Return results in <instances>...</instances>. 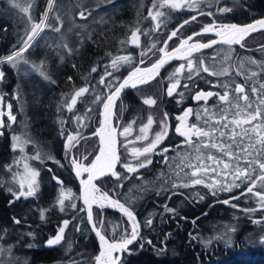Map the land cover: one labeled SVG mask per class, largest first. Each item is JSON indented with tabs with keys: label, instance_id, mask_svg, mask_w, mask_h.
Masks as SVG:
<instances>
[{
	"label": "trees",
	"instance_id": "trees-1",
	"mask_svg": "<svg viewBox=\"0 0 264 264\" xmlns=\"http://www.w3.org/2000/svg\"><path fill=\"white\" fill-rule=\"evenodd\" d=\"M259 1H261V5L254 2L253 0H245V2L241 1L247 11V18H245L244 21L252 20V18L264 14V0ZM138 2L139 0H55V6L53 11L49 14L48 23L52 24V26L54 25L52 27L53 29L59 28L60 31L57 32L52 29H45L41 33L40 37H38L34 42V46L31 47L30 50L26 53V58L30 64L35 63L36 65H39L41 64V62H44V70L46 71L50 79H45L40 74H32L35 79L26 80L24 77H21L20 74L16 76L14 67L10 66L7 63L0 64V69L4 73L3 79L0 80V96L3 97V100L0 101V103H4L5 101H7L6 104H8V102H11L15 107L18 105L19 108L18 106L16 108L22 109L20 110L21 117H23V105L25 104L21 102L31 101L33 105L28 106L29 108L26 109L23 114L25 115V117H27L28 121H35L34 123L31 122V128H29V130L32 131V134L39 138V140H41L40 143L44 145L43 149L49 152L48 158L46 159V167H48L50 171H48V169H43V171L41 172V182L39 181L40 186L36 193L40 197L38 198V203H45V201L51 202L53 198L52 195L50 197L49 194H47L48 188H50V186L45 183V181H47L46 176H48V172H56L57 176L59 175L60 177H64L67 173L71 175V172L69 171V161L67 158L68 151L66 155L60 156L55 147V142L56 146L62 147L63 142L61 140H56V137L61 136L62 133L66 131V129H63V132L60 131V129H55V132H53L54 136H52V134L50 136L41 130L42 127H44V124L48 122L49 125L52 126L55 121L58 122V126L61 124L66 126V128H71L69 123H67V118L70 117L67 116L71 111L67 110L65 102H70L71 95H73L79 88L85 87L87 85L90 88L94 86V91H89L82 99H80V101L75 106V111L82 112L87 106L89 109H93V111L95 112L92 113L94 117L93 121L89 122L88 119L86 120V118H84L83 124H78V126L83 127L84 125H86V123H88V130L94 128L95 124L97 123L98 117L96 111L99 107V103L101 102L96 101V96L101 95L102 97H104V94L106 93L105 87H103L104 85H101L99 81L101 76L104 75L106 69L108 71H112V69L110 68L111 59L115 56L121 55L132 56L131 63L123 64L120 67L119 71H116L114 73L115 77L119 80L125 73L126 69L134 66L135 63L138 62V60L146 58V56L142 57L141 55L143 51L151 48L153 44H156V46L159 45L163 41V37L168 31H170V29L176 24V22L182 20L184 16H187V14L190 13L185 12L182 15L177 14V11L172 12V14L170 15V23H167L165 28H162L161 26V30H155V28L152 27L150 20L145 19L144 17L145 11L149 7L148 2L153 3L152 0H144L142 8L138 7ZM47 4L48 0H34L31 15L35 22H37L40 17H42L43 13L45 12V8H47ZM228 4L229 3H226L225 5H222L221 3L216 4L215 0H212V3L209 4L211 5V7L204 10V12L206 13V11L208 10L211 11L216 5L218 7L227 8ZM236 8L240 9L243 7L240 6ZM81 12L84 13L83 18H81L80 16ZM173 15L175 16L173 17ZM57 16L59 17V19H56ZM141 17H144V20H142ZM202 17L206 18L208 16L204 15ZM201 25H203V22H201L198 17L195 21H192L189 24L185 25L184 30H182L181 28L179 31V35H186L189 32L196 31L201 28ZM26 28L28 31L31 30L27 15L20 13L19 9L14 8L10 0H0V57L11 54L12 51L16 50V48L20 46L21 37L25 35ZM137 28L143 30L147 34L142 35L143 37L140 36V39L142 37L140 46L132 48L128 44L127 39L131 31ZM253 36L256 35L253 34ZM176 40L177 37H174L172 40H170L168 42V48L171 47ZM122 41L124 43H121ZM64 45H67V47H64ZM145 47L148 48L145 49ZM217 47L219 46H212V48H210L209 50L201 51L200 56L205 54L207 55L208 52L215 49H221L218 50L220 51V55H217V57L220 58V61L222 60L221 63H229L225 61L226 56H230L231 63L232 58L230 55L231 51H229L228 49L229 47H227V49ZM69 49H71V53H69ZM152 51L148 52V57L144 62L145 64L152 61V59L149 58V54ZM207 64H209V62ZM94 67L97 69L96 72H92V69ZM13 74L15 75V77L13 76ZM69 77H71V80H69ZM51 81H55V83H52ZM27 84L29 87L27 86ZM152 89V80H150L147 84L139 85L132 90H126L124 91L125 93H121V96L117 99L115 104L117 106V109L115 108V113L121 114L122 117L124 116L118 125L119 132H121V130L124 127H127L131 122L135 121L136 117L132 115L134 110L137 109V112L140 114L139 117L143 118V115L146 112V104L143 103V100L152 95ZM133 90L141 93V99L136 101L138 95L137 98L135 97L136 99L133 100L128 98V96H130L129 91ZM16 97H21V99ZM128 103L132 104L133 106L135 105L134 110L131 112L129 111ZM25 108H27L26 105ZM138 108L140 111H138ZM92 114L89 117H91ZM163 116L164 114H162V117ZM134 132L136 133L137 131ZM130 136L133 135L131 134ZM10 138V136L6 135L0 137V235L3 233H5L6 235V233H9L10 237L14 236L12 239H15L13 242L15 245L19 242V239H22L18 234L21 232V229L24 228V220L20 217L21 211L20 207L18 206L20 202H18L15 198V200H11L12 198H10V195L12 191H10L9 188H12L11 190H13V187L9 186V183L6 180V174L8 172L5 171V168L8 169V166H12L11 160L13 157ZM87 138H89L90 141H93L90 147L91 158L94 152H96L95 147H97V138H95V136H89ZM59 139L61 138L59 137ZM129 139L133 140L136 143V147L139 145L138 142L135 141L134 137ZM130 146L134 147L135 145L132 144ZM120 147L122 146L120 145ZM64 156L67 164L64 161ZM55 161H59V163H56ZM145 170H150V168L147 166L145 167ZM10 172H12V169ZM149 183L150 180H148L147 185H149ZM69 187L73 189L71 185H69ZM136 187H138V184ZM113 188L115 189V187L112 186V190ZM127 188L128 186L126 185L123 189V193H125L126 195L123 197L127 201L132 202L134 205H136V207H133V205H131L132 209L139 208L140 210L146 212L148 215L150 214V216L153 211H155L154 214L158 213L161 211V207L165 209V206H167V208L169 209H174L175 211L166 212V214L170 216L169 222L158 223L156 226V230H154V228H151L150 226H146L147 228H144L143 233L144 235L149 236L150 241L152 242L151 246L147 247L146 245L147 248L144 249L143 255H134L135 253H133V257L128 258L127 256L126 260L123 261V264H264V245L260 243L258 236V234H262L260 232H263L264 230L261 229V227H264L261 225H253L252 223V220L254 218L264 217V210L246 214L245 216L247 217L244 220L245 224H242V226H240V229L234 231V235L231 236V244H226L225 241H223L222 243L224 244V247L219 249V251L210 250L208 246L207 250L209 249L210 251H212L208 252L205 249L206 246L203 241L202 245H199V242L196 241V239H192V237L196 236L199 240L202 237L204 241L207 240L208 235H211L210 229H208V227L209 225L215 226V223H217L219 220V216H216V214L213 212H208L210 211V209H212L208 207V204H206V209V206H204L205 203H200L203 200L196 197L197 190L195 191L196 195L194 194L195 197L193 196V198H195L194 200H187L185 203L180 202L181 204L173 206L171 200L170 203L172 205L167 202V198L169 196V201V199H171L170 194L177 193V191H179L180 189L168 188V190L166 189L165 191L166 198L164 197L162 201L155 200L157 203L156 210L155 206L152 207V205L148 204V202L154 201L153 196H149L147 198L145 197L142 202H140L138 201L140 200L138 197H135V195L133 196L134 193L131 192V189L127 190ZM74 192L75 190H73V193ZM136 192L137 195H139L140 191L138 190ZM108 193H111V191L109 190ZM201 193L203 194L202 191ZM45 194L48 195L47 198H45ZM10 201H12V203H10ZM125 203L127 204V202ZM249 206H251V203H249ZM37 208L43 209L44 206L37 205ZM45 209L46 207L43 210ZM92 209L93 218L96 222V225L100 227L101 230L105 234H107L109 238L115 237L117 239H121L124 236V232L128 229L129 223L123 213L118 212L112 207L106 206L101 208L95 204L92 206ZM77 211L78 207L75 208L74 211L75 221L76 219H78V221L83 226V230H80L79 228V230H76L75 233L83 231L86 239L85 243L89 247L87 249H78V252H76L77 254L73 253V255H80L81 257H84V261L89 260V264H92L94 257H92L91 254L95 252L94 248L96 241L94 240L93 235H91L90 233V227H88V224H86L84 212L79 210L80 213H77ZM202 212H204V215L202 214ZM200 213L202 215L196 216ZM142 215L145 221L148 215ZM177 215H182L183 218L181 221L179 219H176ZM138 216L141 219V214H138ZM241 217L242 216L239 215V218ZM13 218L18 219L20 223H14ZM104 218L106 220L104 221L103 226H101L100 221ZM46 219H42V222L45 223L40 222L41 226L50 223H52L53 226L55 225L53 223L55 218H48L47 220ZM171 219L174 221L177 220L179 222H173L171 221ZM109 220H113L112 222L114 224L108 222ZM107 224L109 226H106ZM223 227H225V225ZM114 228L115 231H113ZM257 228L260 229H258V231L260 232L256 231ZM107 231H109V234L107 233ZM252 233L255 235V238ZM71 235H73V233ZM76 237L79 238V236L77 235ZM37 238L41 240V237ZM71 238L74 240L73 236H71ZM159 239H165L163 243H165L164 245L166 246V248L163 252L160 251V249L162 248L161 244H156L155 248L153 246L156 241H159ZM66 241L67 240L63 242L62 251H66V249L68 251L72 250V246L70 245L71 243L67 244ZM235 244H238V247L235 246ZM16 249L17 252H23L25 256H29L31 258L37 256V260L32 258L33 262L36 264H77L78 262H80L78 259H69V261L64 260V254H60L57 258H54L52 260L49 259L48 261L44 262L43 257L46 250L41 253L37 249L35 250V252H32L31 249L22 251L19 247H17ZM171 249H173V252H171ZM19 262L16 261V264H21Z\"/></svg>",
	"mask_w": 264,
	"mask_h": 264
},
{
	"label": "snow or ice",
	"instance_id": "snow-or-ice-1",
	"mask_svg": "<svg viewBox=\"0 0 264 264\" xmlns=\"http://www.w3.org/2000/svg\"><path fill=\"white\" fill-rule=\"evenodd\" d=\"M14 8L19 9L20 13L26 14L27 19L30 23L31 30L25 29V35L21 37L20 46L16 50L12 51L11 54L0 57V64L7 63L12 67H18L21 63L28 64L29 61L26 58V53L34 46V42L40 37L41 33L45 29H52L54 31H60L59 28H52V25L48 23L49 14L53 11L55 6V0H48L47 8L40 18L39 22H35L31 15L34 0H10ZM219 4V0H215ZM205 0H153L152 7L148 9L147 17L155 22V30L161 28V26H166L170 20L171 12L183 11L185 8L190 10H198ZM211 7V5H209ZM170 10V11H169ZM217 11L220 13H227L230 9L226 7H218ZM198 15L203 13L198 12ZM207 15L212 16L213 13L209 11ZM81 18L84 17V13H80ZM56 19H59L57 16ZM197 16L194 15L190 20H185L182 25H180L176 30L172 31L165 40L164 46L158 49L160 58L156 60L155 63L151 64L150 67L141 68L137 66L134 71L130 72L123 81H119L114 73L119 71L123 64H129L132 61L131 55H121L115 56L111 59L110 68L112 71L105 70L103 76H101L99 83L104 85L106 92L108 93L106 98L101 95L96 96V101H101L103 105V111L101 116L103 117L100 122V127L97 129L94 135H99L100 138V148L99 154L96 155L95 159L92 161L91 165L85 166L78 162L75 158L72 159L71 163L73 165L74 171L77 177H80L82 173H88L87 180L81 179V191L83 202L86 205L88 222L92 225V230L95 232L96 236L100 242V251L94 257V264H123L122 254L124 252H129V245L142 239L140 236V222L136 220V216L131 210L130 206H125L118 199H113L108 192H104L97 196L96 193L100 192V189L96 187L93 183L94 180L99 177H103L110 173L112 176L119 180L126 179V177L121 176L115 171V167L120 160V157L116 149V130L109 123L110 119L114 115L113 109L115 107L116 101L119 98L121 92L126 87H137L141 84H146L150 80L154 79L160 72V70L173 60L185 61L180 63L177 68L170 74L169 79L174 80V83H169L167 88V95L169 97L177 93L178 88L181 86L180 76L184 74L185 69L187 70V79L191 80L193 75H199L202 71L214 76H225L229 73L230 67H222L221 70L217 71L215 67H210L203 58H196L194 53L199 52L201 49L210 48L218 43L227 45L231 48L232 45H240L243 47L242 41L248 37L251 33L264 29V19L256 20L251 24L237 25V24H217L215 21L213 23L205 25L200 32H193L192 35L187 38L180 39V43L176 48L168 51V42L174 37H178L179 31L185 25L192 21H195ZM205 33H214L217 40H210L208 43H201L198 40L193 42L195 37H198ZM143 30L137 28L131 31V37L128 40L133 46H140V36L146 35ZM121 43H124L123 41ZM15 47V46H14ZM67 47V45H64ZM156 48V44H153L151 48L146 49L141 53L142 57L147 56L149 51ZM71 53V49H69ZM225 61L230 63V56L225 57ZM245 62L250 64H258L257 61L250 58H245V61H241L238 65L239 69H244ZM144 60H140V64H143ZM258 66L261 67L262 73H264V63H259ZM32 69L38 72L45 79H50L46 71L44 70V62L36 65L33 63L31 65ZM97 69L94 67L92 72H96ZM237 75H241V71H237ZM261 75V73L250 72L246 76L247 83L245 84H235L234 92L230 85H224L225 91L221 95L220 93L204 92L198 91L193 97L197 101L207 102L210 97L217 96L221 102V106L218 107L217 111H211L207 107L203 108L202 111L194 112L191 108L186 109L181 116L177 119L180 124L176 127V132L184 137V145H186L191 152H177V157L179 163L176 164L175 176L179 179L180 183H173L172 187H193L195 185L204 184L208 187L213 195L217 191L230 192L233 188H240L242 184L247 182L248 187L241 196L246 194H251L257 198L256 207L243 209L246 213H255L260 210H264V191L257 189H264V83H260L256 86L255 78ZM4 77V73L0 70V80ZM107 78V79H106ZM71 80V77H69ZM55 83V81H51ZM248 83H251V96L257 97L254 101L251 99L250 94L245 91ZM118 84V86H116ZM185 88L189 87L188 84L183 85ZM114 88V91L112 90ZM89 91H94V86L90 88L89 86L81 87L71 95L70 102H65L68 111H72L77 103L82 99L86 93ZM183 96V93H180ZM3 97L0 96V101ZM241 101L243 103H241ZM95 102V101H94ZM143 103L148 106H153L156 104V100L152 97L145 98ZM7 113L0 109V128L4 127L3 117L7 115L10 122L15 123L16 117L12 115V105H7ZM91 111V109H89ZM195 115L198 121H203L202 125L189 124L188 118ZM168 114H164V120L160 122L161 131L157 132L151 142L147 143L145 147H130L129 152L131 160L128 163L123 164V168L127 173H136L139 169L147 167L152 163L149 159V155L152 154L158 145L168 135L167 121ZM83 117H78L77 121L79 124H83ZM155 123L154 118L149 115L147 123L142 125L139 129V135L135 136V141H148L149 131L151 126ZM134 121L131 122L127 127H124L120 136L126 138L125 145L128 147L134 143L133 140H128L133 131ZM10 126V125H9ZM2 134V132H0ZM12 149L16 151L18 148L21 152L24 151V146L30 141L24 139L22 136H13ZM79 132L77 131L75 135L68 133L67 140L65 143L66 152L78 143ZM214 150V152L212 151ZM167 152L168 149H164ZM41 153L37 152L33 159H40ZM174 158V159H176ZM26 159V158H25ZM54 159V158H53ZM165 160L168 157L165 156ZM59 163V161H55ZM19 165L20 161L15 162ZM11 170V166H8ZM23 174L17 172L13 175V182L18 183L19 188L16 191H12L15 199H20L24 197L25 199L36 195L38 191V183L36 177L39 172L32 169L28 163H24ZM259 171L260 174L256 175ZM19 177V179H17ZM254 177V178H253ZM57 180V183L61 185L60 192L57 197V204L60 206L61 211L65 209V201H72L75 199L71 189H65L63 187V181H60L55 176L53 177ZM241 197H232L231 200L240 199ZM203 199V197H201ZM231 200H224V204H230ZM12 203V201H10ZM98 205L103 208L110 206L117 208L127 216L129 222L131 223V234L129 236L127 230H125L124 237L120 240H116L115 237L109 239L108 236L98 228L96 222L93 218V205ZM72 208H76L75 203L71 204ZM232 207H237V205L232 204ZM84 211L85 209H80ZM166 212H174V209H169L165 206ZM44 216V210H41V218ZM14 223L19 224L20 221L13 218ZM70 221L64 220L63 224L58 228L55 237L50 238L47 241L48 246H54L61 243L65 238V230L68 227ZM195 223V221H194ZM254 225L264 226V217L254 218L252 220ZM101 226H103L104 221H100ZM152 220L147 221V225H151ZM226 230L219 236L210 237L204 241L205 246H208L213 242V240H224L225 243L231 244V232L234 231L233 228L225 226ZM79 230V228H77ZM115 231V228L113 229ZM31 235V234H29ZM192 239H198V237L193 236ZM149 244L152 242L147 241ZM261 243H264V236L261 237ZM143 247V244H141ZM11 254L12 248L6 250ZM5 252V249L0 247V255ZM0 264H3L0 261Z\"/></svg>",
	"mask_w": 264,
	"mask_h": 264
},
{
	"label": "rangeland",
	"instance_id": "rangeland-1",
	"mask_svg": "<svg viewBox=\"0 0 264 264\" xmlns=\"http://www.w3.org/2000/svg\"><path fill=\"white\" fill-rule=\"evenodd\" d=\"M241 1L245 2V0H219V3H221L222 5H225L226 3H229L227 8H232V9L236 8V7H240V6L245 8ZM247 1H251V0H247ZM253 1L256 2V3L257 2H261L259 0H253ZM152 2H153V0H152ZM211 3H212V0H205V3L203 5L208 6ZM143 4H144V0H139V2H138L139 6L138 7L142 8ZM148 4H149V7L145 11V16H144L145 18L147 17L148 9L152 7V3L151 2H148ZM45 10H46V8H45ZM184 10L187 11V8H185ZM189 12H190L189 14H194L195 10H192V11H189ZM171 14H172V12H171ZM177 14H179V11H177ZM174 16L175 15H173V17ZM144 17H141L142 20H144ZM148 19L150 20L152 27L155 28V22L152 21L150 18H148ZM39 20L37 22H39ZM170 20H171V16H170ZM170 20H169L168 23H170ZM206 24L208 25V23H206ZM206 24L202 25V27H204ZM180 25H181V20L176 22V24L171 28V31L176 30ZM253 34H255L257 36L256 37V42H255V44H257V46H256L257 48H255L256 51L258 50L257 52H264V29H260V30H257L255 32L251 33V37L253 36ZM141 42H142V39H140V43ZM175 45H173V46H175ZM135 47H137V46H135ZM135 47H132V48H135ZM146 48L147 47H145V49ZM210 48H208V49H210ZM225 51H228V50H225ZM147 57L148 56H146L145 61H146ZM155 57H153V58H155ZM149 58L152 59V57H149ZM238 59H239V57H235L234 61L238 62ZM143 64L145 65V63H143ZM31 65L32 64H30V63L29 64L22 63L18 67H15L14 69H15V72H16V76H18V74H20V76L24 77L26 80L35 79V77L32 76V74L33 75L34 74L38 75L39 73L34 71L32 69V67H31ZM13 76L15 77L14 74H13ZM27 86H28V84H27ZM27 86H25V87H27ZM137 93H138V91H137ZM151 93L154 94V92H151ZM0 94H1V91H0ZM139 99H141V94H138L137 100H139ZM6 102L7 101H5L4 104L0 103V109H3V111L7 113V111H8V109L6 110L7 105L10 104L11 102H8V104H6ZM21 103H23V101ZM157 103L155 105H153V106L146 105V107H145V109H146L145 111L146 112L143 115V118L139 117L140 114L137 112V109L134 110V106L135 105L133 106L132 104L128 103L129 111L131 112V111L134 110L132 115H134L136 117L135 121H134V124H133V132H132L133 136L127 137L128 140H130L129 138H132V137L135 138L136 135L140 134L139 133V129H140V127L142 125L147 123V119H148L149 115H151L154 118V121H155V123L151 126V129L149 131V140L148 141H137L138 144H139L137 146L138 148L145 147L147 143L151 142V139L154 138L155 134L157 132L161 131L160 122L162 120H164V119H162L163 118L162 114H160V112H157L155 110V109L159 110L160 103H158V104ZM23 104H25L27 108H29L28 106H32L33 105V103L31 101H29V102L24 101ZM11 105H12V115H14L16 117V121H15V123L10 124L9 120L7 118V115H5L3 117V119H4V127L1 128L2 134H0V137L5 136V135L8 136V134H9V136L11 135V138H10V141L12 140L11 144H13V139H12L13 136H22L24 139H27V140L30 141L28 144H26L24 146V151L23 152H21L19 150V148L16 151H13V149H12V152H13V157H12V160H11L12 172H9V170L7 169V171L9 173L6 175V180L7 181L10 180V181H8L10 184L11 183L15 184L16 188L13 185V191H16V190H18L19 185H18V183L13 182V175L15 173H17V172L23 174V172H24V167H23L24 163H28L32 169H34L37 172H39V175L36 177V180H37L38 185L40 186L39 181L41 182V180H40L41 172L43 171V169H45V170L48 169V171H50L49 168L46 167V162H47L46 159L48 158L49 152L46 151V150L43 151L44 150L43 149L44 145L40 143L41 140H39V138H37L34 134H32V131L29 130V128H31L30 125H31L32 121H28L27 117H25V116H24L25 119L23 117H21V110L20 109L17 110V108H16L17 106L16 107L13 106L12 103H11ZM99 107H98V109H99ZM75 109L76 108L74 107V111L72 110L73 112L71 111L69 113V115L67 116V117L70 116L69 118H67V120H68L67 123H69V125L71 126V128L68 127L67 129H69L70 133H74V135L78 131L79 132V140H78V143H75V145L73 147H71V149L68 151V160H69V155L72 154L75 159L79 160L80 163H82L83 165L87 166V164H89L91 162V158L95 154V152H94V154L90 158V151H91L90 147H91L93 141L92 140L90 141V139L87 138V137L93 136V135H91V133L94 131L95 127L92 128L91 130H88V128H87L88 127V125H87L88 123H86V125H84L83 127H79L78 126L79 123L77 121V118L78 117H83V118H86V120L88 119L89 122H91V121H93V118H94L92 113H95V112L93 111V109H91V111H89L88 106L82 112H77V111H75ZM98 109H97L96 112H98ZM23 110L25 111V109H23ZM138 111H140L139 108H138ZM91 114H92V116L89 117ZM114 116H115V121L118 118V116L121 117L120 118L121 120L124 117V116L122 117L121 114H117V113H114ZM20 117H21V119H20ZM125 120H126V118H125ZM42 121H44V120H42ZM34 122H32V123H34ZM128 123H130V122H128ZM166 123H167V126H168V132H169L170 124L168 122H166ZM5 126H7V128ZM52 126L49 125L48 122H46V124H44V127H42L41 130L43 132L47 133V134L49 133L48 135L51 136V134L53 135V132H54V130L56 128L57 129L59 128L62 132H63V129H66V126L61 125V124L58 126V122H55V121L52 124ZM67 129L60 136L61 137L60 140L62 142L64 140L63 137L67 133ZM117 130H118V134H119V127H118ZM8 131H10V133ZM134 131H137L138 133L137 132L135 133ZM117 137H118V140H119L118 148H119L120 161H119V165L116 167V169H117V172L121 176L126 177V179L119 180L116 177L111 175V176H108L105 179H103L102 183H101V181L96 182L95 183L96 187L100 188V186H101L103 189L106 190V191H104V190L100 189L101 192H108L110 190L111 193L109 195L112 198L113 197L116 198V193L117 192L115 191V189L123 187L125 185L124 180L125 181H127V179L130 180L131 179L130 176L132 175V176L140 177L139 178L140 180L133 181V179H131L132 182H130V184L127 185L128 186L127 189H129L132 186H136L138 184V187L136 188V190L140 191V193L138 195V198L140 200H138V201L142 202V200L145 197L147 198L149 196H151V197L153 196V198H154L153 200H156V201H160V200L162 201V199L164 197L166 198V196H165L166 189L165 188L173 189V187H172L173 183H177V184L180 183L179 179L175 176V173H173V177H170L171 178L170 180H168L169 177L167 178V177L164 176L163 169L161 170V169L153 168V173L151 174V176H148L147 174H145L143 168L139 169V172L137 171L136 173H132V174L127 173V171L123 168L122 165L125 164V163H128L131 160V156H130V152H129V148L131 146L129 145L128 147H126V145H125L126 138L124 136L120 137L118 135ZM120 145L122 147H120ZM133 145H135L134 147H136V143L135 142L133 143ZM55 147H56V151H58L60 156L66 155L67 152H66V149H65V144L64 145L62 144V150H61V148L56 146V142H55ZM95 151H96V147H95ZM37 152H40L42 154L41 158L40 159H33V157L36 156ZM44 153H47V154H44ZM18 160L20 161L19 165H17L15 163ZM64 161L67 164V161L65 160V156H64ZM70 163H71V161H70ZM116 169H115V171H116ZM54 176L56 178H59V175L57 176L56 172H48V176H46L47 181H45V183H47L50 186V191L47 194H50V195L52 194V196H53L51 202L45 201V203H40L39 202L40 203L39 204L38 202L35 201V197H38L37 194L34 195V196H31V197H28L26 199L23 198V197L20 198V199L23 198L24 202L27 200L25 202V204L29 207V211L28 212H26L24 214H22L20 212V217L24 220L23 221L24 228L21 229V232L18 235H20V237L22 239H19V242L14 245L13 242H14L15 239H12L14 236L10 237L9 233H6V235H5V233H3V234L0 235V247L5 249V252L2 255H0V261H2L3 264H16V261H18V262L20 261L19 263H21V264H36V263L33 262V259L37 260V258H36L37 256L32 257L33 259L31 257H29V256H25L23 252H17V249H16L17 247H19L22 251L27 250V249H31L32 252H35V250L37 249L41 253H43L46 250L44 252L45 254H44V257H43V261L44 262L48 261L49 259L52 260L54 258H57L60 254H64L63 255L64 256L63 257L64 260L69 261V259H71V260L78 259L80 262H78L77 264H87V262L89 264L90 261L89 260L88 261H84V257H81L80 255H76V256L73 255V253L78 252V249H87L89 247L85 243L86 239H85L84 232L83 231H81V232L79 231L78 233H75L77 228H80V230H83V226L78 221V219H76V221H75V214H74L75 208L71 207V204L75 202V203H77L76 205L78 207L77 213H80L79 210L81 209V206H82V209H84L83 204L79 201V196H80V193H78L79 188L77 189V191H76V188L71 189L69 187V185H71V184L67 183V178L61 180V181H63V187L65 189H71L72 193H73V190H75V192L73 193V196L75 197V199L72 200V201L66 200L65 201V209H64V211H61L60 206L56 202L58 194L60 192L61 185L58 184L57 180L53 178ZM141 176H144V177H141ZM157 176H159V177L163 176V177L159 179V178H157ZM17 179H19V177ZM148 180H150V181H152V180L158 181L160 184L163 183V186H161V185L157 186L155 183H152L149 186V185H147L148 184ZM168 182H169V184H168ZM112 184H114V185H112ZM112 186L115 187V189L113 188V190H112ZM243 186H244V188H237V190H234V189L231 190V191H233V193L230 196H227V195L226 196H221V198H219V201H218L219 205H217L215 208H212V209H210V211H208L209 213L213 212V213L216 214V216H219L218 217L219 220H218L217 223H215V226L212 225V226H214V227H212L211 225H209V227H208V229H210V233H211V235H208V239L210 237H216V236L221 235L226 230V227H223L224 225L228 226L229 228H233L234 231L237 230V229H240V226H242V224H245L244 220L247 217L245 215L246 214H250V213H246L245 211H243V209H249V208H251V206H252V208H255L257 206L256 205L257 198L254 197L253 195L246 194V195L241 196L240 192L241 191L244 192L245 189L248 187L245 184L241 185V187H243ZM71 187H72V185H71ZM200 187L203 188V189H206L205 186H200ZM177 188L180 189L179 191H177V193L170 194L171 195V199L170 200L172 201L171 203L173 204V206L181 204L180 202L185 203L187 200H189V201L190 200H194L195 198H193L192 195L195 194L196 190H197V198H200L199 195H198L199 194V192H198V188L199 187H196V185L193 186V187H188V188H183V187H177ZM257 190L264 191V189H257ZM101 192L96 193V195L97 196L101 195ZM217 192L224 193V191H217ZM10 196H9L10 198H15L13 196L12 192H11ZM123 196H126L125 193H122V197H121L122 201L127 202V204L130 206L131 202L127 201ZM232 197H241V198L240 199L231 200ZM20 199H18L17 201L20 202V203L21 202L23 203V199L22 200H20ZM36 199H38V198H36ZM28 200L30 201L29 202L30 206H29V203H27ZM201 200H203V201H201L200 203H206L204 201V199H201ZM224 200H231V203L230 204H224L223 203ZM156 201L155 202L154 201L153 202H148L147 201V202H148V204L152 205V207H153V206H155L157 204ZM167 202H168V199H167ZM249 203H251V206H249ZM207 204L211 208L210 200H207ZM232 204L237 205V208L232 207ZM37 205H39V206L43 205L44 208L46 207V209L44 210L43 218H41V210H39L37 208ZM108 207H110V206H108ZM205 208L207 209V206ZM156 210H157V207H156ZM160 210H161L160 212L155 213V214H154L155 211H153L151 213V216H150V214L148 215L144 211H140V214H141V219L140 220H141V222H143L144 228H147L146 226H148V227L150 226L151 228H154V230H156V226H157L158 223H164V222L168 223L169 222L170 217H168V215L166 214L165 209H163V207H161ZM223 211H225V212H223ZM31 212H32V214H31ZM257 212H259V211H257ZM142 214L148 215V217H147V219H145V221H144V218H143ZM202 214L204 215V212H202ZM202 214L200 213L199 215H196V216H200ZM29 215H31V216H29ZM239 215H241L242 217L239 218ZM46 218L47 219L48 218H55L54 222H53L55 224L54 225L55 229H56L55 231L47 233L46 231H48L50 229L48 224H45V225H42V226L40 225L41 224L40 222H42V219H46ZM182 218L183 217L181 215H177L176 219H179L181 221ZM233 218H235V219H233ZM149 219L152 220V224L151 225H147V221ZM237 219H238V222H237ZM64 220L70 221L68 227L65 230V238H64V240H62L61 243L58 244V245L48 246L47 241L50 238L55 237V235L57 234L58 228L63 224ZM105 220L106 219L104 218L103 221H105ZM112 221L113 220H109L108 222H111V224H114ZM171 221L175 222L177 220L174 221V220L171 219ZM177 222H179V221H177ZM42 223H45V222H42ZM86 224H87V222H86ZM106 226H109V225L107 224ZM237 226H239V227H237ZM88 227H90L89 224H88ZM235 227H237V229ZM234 231L231 232V236L234 235ZM72 233H73V235H71ZM90 233L92 235V232H90ZM107 233L109 234V231H107ZM29 234H31V235H29ZM76 235L79 236V238H77ZM260 235L261 236L259 237V240L261 239L262 236H264V230H263L262 234H260ZM71 236H73L74 240L71 238ZM37 237H41V240H39ZM93 237H94V235H93ZM144 238H145V236H143V241L142 242L144 244H143V247H141V249L143 251H141L140 253H136L134 255H143L144 249L147 248L146 247V243L144 242L145 241ZM110 239H112V237ZM115 239H117V238H115ZM201 239H202V237L200 238V240L196 239V241L199 242L198 243L199 245H202V241L204 242V239H202V240ZM65 240H67L66 241L67 244L71 243L70 245L72 246V250L68 251L65 248L66 251H62L63 242ZM94 240H95V237H94ZM164 240L165 239H161V240L159 239V242H158L159 244L162 245V248L160 249V251H162V252L166 248V246L163 243ZM223 241L224 240H214L208 246H209L210 250H213V251L214 250L215 251L218 250L219 251V249L224 247V244L222 243ZM74 242H75V244H74ZM87 242H88V240H87ZM72 243H73V245H72ZM226 244H228V243H226ZM261 244L264 245L263 243H261ZM96 245H97V243H95V248H94L95 252L93 254H91L92 257H95V255H96L97 248H98V246L96 247ZM9 246H11V248H12L10 256H9V253L6 251L9 248ZM208 246H206V248H205L206 250H207ZM235 246L238 247V244L237 245L235 244ZM166 250H168V249H166ZM210 250L208 249L207 251L208 252H212ZM171 252H173V249H171ZM125 255H126V257L125 256L122 257V261H125L127 256H128V258L133 257V255L128 254V253H126ZM37 264H39V263H37Z\"/></svg>",
	"mask_w": 264,
	"mask_h": 264
},
{
	"label": "flooded vegetation",
	"instance_id": "flooded-vegetation-1",
	"mask_svg": "<svg viewBox=\"0 0 264 264\" xmlns=\"http://www.w3.org/2000/svg\"><path fill=\"white\" fill-rule=\"evenodd\" d=\"M257 3H259V5H261V2H257ZM217 7H218L217 5L213 7V9L211 10L213 15L209 16V15H207V13L210 10L206 11V13L204 12V10L209 8V5L208 6L203 5L198 10H195L194 14H188L187 16H184V18L181 20V25L183 24V22L185 20L190 19L194 15H196L197 18L199 17V20H201V22H203V25L206 24V23H208V24L210 23L211 24V23H213V21H215L217 24H230L231 22L241 23L242 21H244L245 18H247V16H246L247 11H246L245 8L244 9L243 8H240V9L228 8V9H230L229 12L220 13V12H218L216 10ZM189 11H192V10L187 9V11H185V10L179 11V14L183 15L185 12H189ZM198 12L203 13L204 15H206L208 17L203 18L202 16H204V15L203 14L202 15H198L197 14ZM162 28H165V26H162ZM202 28L203 27L201 25V29ZM184 29H185V26L182 28V30H184ZM201 29L199 28L198 30H201ZM160 30H161V28H160ZM198 30L193 31V32H197ZM171 32L172 31L170 29V31H168L166 33V35L163 37L164 38L163 41L159 45H157L156 48L149 54V56L152 57V59H155L158 56V54H159L158 49L160 47L164 46L163 42L165 40H168V37L171 34ZM193 32H189V33H193ZM188 34H186V35H179L178 34L177 40L175 41V43L173 45L177 44V42H179L180 39L186 38L185 36H187ZM211 37H214V33H205V34H202V35H200L198 37H195L193 42L196 41V40H198V41L199 40H203V41L204 40H208ZM256 37L257 36H252V37L248 36V37H246L242 41L243 47H241L240 45H232L231 48H228L229 51H231V53H230L231 58H232L231 63H221L222 60L220 61V58L217 57V55H220V51H218V50H221V49H215L216 51L215 50L210 51V52H208L207 55L205 54L206 56L205 55H201L200 56V54H201L200 52L204 51V50H200L199 52L194 53V56L196 58H203L207 63L209 62L208 65L210 67H215V69L217 71L221 70L222 67H230L229 73L227 75H225V76L209 75L208 73H204V72L201 71L199 73V75H193L192 79L188 80L187 79V70L185 69L184 74H182L179 77L180 80H181V86L178 88L177 93H174L173 96H171V97H169L167 95V88L169 86V83H174L175 81L174 80H170L169 76H170L171 73H173L175 68H177L179 66L180 63H184L185 61H181V60L170 61L166 66H164L160 70L159 74L154 79H152V88L153 89L151 90V92H154V94L152 93V95L149 96V97H152L153 99H155L156 103L157 102L160 103L159 110L155 109L157 112H160L162 114H165L166 112H167V114L169 113L168 119H167L166 122H168L170 124V128H169V132H168V135L165 138V140L162 141L161 144L157 146L156 150L152 154L149 155L148 158L152 160V163L148 165L150 170H145V168H143L145 174H147L148 176H151V174L153 173V168L161 169V170L163 169L164 176L167 177V178L169 177L168 180H170L171 179L170 177H173V173H175L176 170H177L176 169V164L179 163V159L176 158L177 157V152L184 153V152H191L192 151L186 145H184L183 141H184L185 138L180 136L176 132V127H177L178 124H180V121L177 119L178 116H181L184 113V111L186 109H189V108H191L194 112L202 111V109L205 108V107H207L211 111H217L218 107L221 106V102L219 101V98L217 96L210 97L207 102H205L203 100H201V101L195 100L193 97L195 96L196 92L202 90L204 92L220 93L222 95L223 92L225 91L224 85H226V84L230 85L231 88L233 89V92H234L235 84H237V83H239V84L247 83L246 76L252 71L257 72V73H261V75H259V76H257L255 78L256 86L258 87L260 83H264V73H262L261 67L258 66L259 63H264V52H257L258 50L256 51V49H255V48H257L256 47L257 44H255ZM217 45L219 46L217 48H221L222 47V48L227 49V47H229L227 45H223V44H220V43H218L216 45H213V46H217ZM207 50H209V49H207ZM153 57H155V58H153ZM235 57H239L238 62L234 61ZM245 58H250L252 60H255V61L258 62V64H250V63L245 62L244 69L241 70V69L238 68V65L241 63V61H245ZM143 59H145V58H143ZM238 70L242 72L241 75H237L236 74ZM184 84H188L189 87L185 88L183 86ZM252 86L253 85L251 83H248V86L246 87L245 91L250 94V97H251L252 100L256 101L257 97L251 96L250 90H251ZM135 92H136L135 90L129 91L130 96H128V98L133 100V99L137 98L138 94H141L139 92L138 93L137 92L135 93ZM180 93H183V96H181ZM241 103H243V102L241 101ZM115 108H116V106H115ZM114 113H115V110H114ZM120 118L121 117L118 116V118L115 121V116H114V124L116 126H118L119 123L121 122ZM163 118H164V116H163ZM188 123L189 124L202 125L203 121L202 120L198 121L196 119L195 115H192V116H190L188 118ZM68 133H70L69 129H67V133L63 137V139H64L63 140V145L66 142L65 140H67ZM72 134L74 135V133H72ZM118 142H119V140H118ZM164 149H168V151L164 152L163 151ZM212 151L214 152V150H212ZM118 155H119V149H118ZM165 156L168 157L167 161L165 160ZM73 158H74V156L72 154H70L68 161H69V169H70L69 171L71 172V175H69V173H67V174H65L64 177H60L59 176L58 179L61 181V180L65 179V178H67V183H70L72 185V188H76V190H77L79 188L78 178L75 175V171H74L72 163H70V161H72ZM174 158H176V159H174ZM118 165H119V162L117 163L116 167ZM116 167H115V169H116ZM116 172H117V169H116ZM138 172H139V170H138ZM85 173H82L81 176L83 177ZM259 174H260V172L257 171L256 175H259ZM130 177H131V179H133V181L140 180L139 179L140 177H136V176H132V175ZM141 177H144V176H141ZM162 177L157 176V178H159V179L162 178ZM105 178L106 177H101V178H99L97 180V182L101 181V183H102V180L105 179ZM131 179L130 180L127 179V181L124 180L125 185L123 187L115 189V191L117 192L116 193V198L113 197V199H118L121 203H124L126 207L129 206V205H127L124 201H122L121 197H122V193H123L124 187L126 185L130 184V182H132ZM152 183H156L157 186H160V185L163 186V183L160 184L158 181H154V180L150 181L149 186ZM168 184H169V182H168ZM244 184L246 186H248L247 182H245ZM136 186H132V187H130L127 190L131 189V192L134 193L133 196L135 195V197H138L137 192H136L138 190H136V188H137ZM200 186H205V185L204 184L196 185V187H199L198 188V191L200 193L199 197L200 198L203 197L204 201L206 202L204 206H206L207 200H210L211 208H215L217 205H219L218 201H219V198H221V196H226V195L230 196L233 193V191L224 192V193L217 192L215 195H213L212 191L209 188L206 187V189H203ZM240 188H244V186L240 187ZM101 189L106 191L102 187H101ZM165 189H167V188H165ZM233 189L237 190V188H233ZM49 191H50V188H48V192ZM201 191L203 192V194L201 193ZM242 192L243 191H241L240 193H242ZM108 194H110V193H108ZM51 195L49 194L50 197H51ZM47 197H48V195L45 194V198H47ZM36 198H40V197L39 196L35 197V201L38 202V199H36ZM168 198H169V196H168ZM11 200L13 201V198ZM28 202H30V201H28ZM168 202L170 204V199H169ZM24 203L25 202L19 203V205H18V206H22L23 207V208L21 207L22 210L24 211V212L22 211L23 213L21 212L22 214H24V213L29 211V207L26 204H24ZM131 205H133V207H136V205H134L132 202L130 203V206ZM21 208H20V211H21ZM114 209L117 210L118 212H121L117 208H114ZM135 209H132V206H131V210L135 214L136 220L140 222L141 227H140L139 231H140V236H141L142 239H139L138 241H136L133 244L128 246L129 250H130V252L132 254L133 253H135V254L136 253H140L141 251H143L141 249V244H144L142 242L143 241V236H145V238H144L145 241L144 242L146 243L147 247L151 246V244H149L147 242V241L150 240V238H149V236L144 235V233H143V230H144L143 222H141V220H140V218L138 216V214H140V211H143V210H140L139 208H135ZM39 210H42V209L39 208ZM31 214H32V212H31ZM29 216H31V215H29ZM168 217H170V216L168 215ZM125 218L128 221V223H129V227L127 229V232H128V234L130 236V234H131V223L129 222L127 216H125ZM48 226L50 227V229L48 231H46L47 233L53 232V231L56 230L55 226H53L52 223L48 224ZM124 234H125V232H124ZM117 240H120V239H117ZM158 242L159 241H156L154 243V247L156 246V244H159ZM126 253L129 254V252L126 251V252H124L122 254V257H124V256L126 257V255H125Z\"/></svg>",
	"mask_w": 264,
	"mask_h": 264
},
{
	"label": "water",
	"instance_id": "water-1",
	"mask_svg": "<svg viewBox=\"0 0 264 264\" xmlns=\"http://www.w3.org/2000/svg\"><path fill=\"white\" fill-rule=\"evenodd\" d=\"M260 19H264V14H262V16H258V17L252 18V20H249V21H244V22H241V23L231 22L230 24L246 25V24H251V23H253L254 21H256V20H260ZM259 30H260V29H259ZM197 32H200V30H198ZM190 35H192V33H189V34H188L187 36H185V37L187 38V37L190 36ZM130 37H131V33L129 34L127 40H129ZM182 39H184V38H182ZM217 39H218V37H216V35L214 34V37H211V38H209L208 40H204V41H203V40H199V42H201V43H208L210 40H217ZM194 42H195V41H194ZM179 43H180V41H179L175 46H172V47L168 48L167 50H168V51H171L173 48H176V47L179 45ZM129 45H130L131 47H135V46L131 45L130 43H129ZM206 49H208V48L201 49V50H206ZM159 58H160V54H158V56H157L155 59H153L152 61L146 63L145 65H144V64H140V60H141V59L138 60V62L135 63L134 66L128 68V69L125 71V73H124L123 76L119 79V81H123V79H124L125 77H127L128 74H129L130 72L134 71V69H135L137 66H139V67H141V68L150 67L151 64L155 63L156 60H158ZM143 60L145 61V59H143ZM166 65H167V64H166ZM166 65H165V66H166ZM116 86H118V84H117ZM131 88H133V87H131V86L126 87L122 92H124V91H126V90H129V89H131ZM112 90L114 91V88H113ZM122 92H121V93H122ZM107 94H108L107 92L104 94V95H105L104 98H106ZM120 96H121V94H120ZM120 96H119V97H120ZM99 106H100V107H99L98 112H97V116H98V118H97V124L94 126L95 129H94V131L91 133V135H93V136H95V138H97V147H96V152H95V154H94L93 157L91 158V162H90L89 164H87V166H88V165H91V164H92V161L95 159L96 155L99 154L100 138H99V135H94V133H96L97 129L100 127V122H101V119L103 118V117L101 116V112L103 111V105H102V102H100ZM115 106H116V105H115ZM6 110H7V108H6ZM114 110H115V107H114V109H113V112H114ZM5 113H6V112H5ZM9 123L12 124V122H10V121H9ZM109 123L115 128L116 133H117V132H118V131H117L118 126H116V125L114 124V115H113L112 118L110 119ZM0 132H1V128H0ZM65 139H66V138H65ZM65 141H66V140H65ZM116 149H117V153H118V149H119V148H118V137H117V136H116ZM77 161H78V160H77ZM78 162H79V161H78ZM75 175H76V173H75ZM81 175H82V174H81ZM108 176H111V174L108 173V174H106V175L103 176V177H108ZM77 178H78V182H79V190H78V193H80L79 201L83 204V207H84V209H85V210H84V214H85V217H86V222H87V224H89V226H90V230H91V232H92V235H94L95 240H96V242H97V246H98V252L96 253V255H97V254H99V251H100V242H99V239H98V237L96 236L95 232L92 230V225L88 222L87 209H86V205H85L84 202H83L82 191H81L82 186H81V183H80L81 179L87 180V178H88V173H86L84 177L80 176V177H77ZM99 178H101V177H99ZM99 178H98V179H99ZM98 179L94 180L93 183L95 184V183L97 182ZM97 227H98V226H97ZM98 228H99V227H98ZM96 255H95V256H96ZM93 264H94V263H93Z\"/></svg>",
	"mask_w": 264,
	"mask_h": 264
},
{
	"label": "bare ground",
	"instance_id": "bare-ground-1",
	"mask_svg": "<svg viewBox=\"0 0 264 264\" xmlns=\"http://www.w3.org/2000/svg\"><path fill=\"white\" fill-rule=\"evenodd\" d=\"M243 9H244V8H243ZM248 11H249V10H248ZM256 11H257V10H256ZM258 16H259V15H258ZM40 18H41V17H40ZM51 25H52V24H51ZM53 26H54V25H53ZM53 26H52V27H53ZM141 36H142V35H141ZM147 36H148V35H147ZM142 37H143V36H142ZM142 37H141V39H142ZM145 39H146V37H145ZM147 48H148V47H147ZM142 59H143V58H142ZM146 84H147V83H146ZM141 85H143V84H141ZM138 86H139V85H138ZM135 88H136V87H135ZM131 90H132V89H131ZM124 93H125V92H124ZM14 96H15V95H14ZM16 96H17V95H16ZM16 98H20V99H21V97H16ZM54 99H55V98H54ZM14 100H15V99H14ZM55 101H56V100H55ZM14 102H17V101H14ZM52 102H53V101H52ZM56 102H57V101H56ZM23 103H24V101H23ZM3 104H4V103H3ZM10 104H11V103H10ZM54 105H55V104H54ZM17 106H18V105H17ZM23 106H24V108H25V105H23ZM23 106H22V107H23ZM56 106H57V105H56ZM20 107H21V106H20ZM116 107H117V106H116ZM18 108H19V106H18ZM24 108H23V109H24ZM20 109H21V108H20ZM27 109H28V108H27ZM55 109H56V108H55ZM116 109H117V108H116ZM17 110H18V109H17ZM21 110H22V109H21ZM25 110H26V108H25ZM23 113H24V111L22 112V115H23V118H24L25 115H24ZM25 114H26V112H25ZM54 114H55V113H54ZM54 114H53V115H54ZM18 118H19V117H18ZM23 118H22V119H23ZM20 119H21V117H20ZM20 119H19V120H20ZM24 119H25V118H24ZM6 121H7V120H6ZM55 126H56V125H55ZM5 127L7 128V126H5ZM56 129H57V128H56ZM58 130H59V128H58ZM60 131H61V130H60ZM8 132L10 133V131H8ZM54 132H55V131H54ZM58 133H59V132H58ZM58 133H57V134H58ZM48 134H49V133H48ZM8 136H9V135H8ZM52 136H54V134H53ZM55 136H57V135H55ZM2 137H3V136H2ZM10 137H11V135H10ZM59 137H60V136H59ZM59 137H56V140L59 141V140H60ZM6 138H7V137H6ZM53 138H54V137H53ZM60 138H61V137H60ZM35 139H36V138H35ZM11 142H12V140L10 141V143H11ZM58 143H60V142H58ZM118 144H119V143H118ZM58 145H59V144H58ZM60 145H61V144H60ZM59 148H62V147L60 146ZM43 151H45V150H43ZM12 154H13V152H12ZM44 154H47V153H44ZM63 154H64V153H63ZM67 158H68V157H67ZM64 164H65V163H64ZM65 166H66V165H65ZM66 168H67V167H66ZM8 169H9V168H8ZM5 171H7V169H5ZM10 171H11V170H10ZM10 171H9V172H10ZM7 172H8V171H7ZM7 172H6V173H7ZM9 172H8V173H9ZM8 173H7V174H8ZM7 174H6V175H7ZM3 175H4V174H3ZM4 176H5V175H4ZM8 181H10V180H8ZM8 181H7V182H8ZM5 182H6V181H5ZM7 182H6V183H7ZM8 183H9V182H8ZM11 184H12V185H11ZM11 184L9 183V186H11V187H13V185L15 186L14 183H11ZM7 188H9V187H7ZM15 188H16V186H15ZM15 188H14V189H15ZM9 189H12V188H9ZM5 190H6V189H5ZM195 195H196V194H195ZM192 196H194V195H192ZM194 197H195V196H194ZM196 197H197V196H196ZM23 198H24V197H23ZM23 198H22V199H23ZM191 198H192V197H191ZM13 199H14V198H13ZM22 199H20V200H22ZM14 200H15V199H14ZM26 201H27V200H26ZM26 201H25V202H26ZM28 201H29V200H28ZM154 201H155V200H154ZM160 201H161V200H160ZM23 202H24V199H23ZM21 203H22V202H21ZM27 203H29V202H27ZM24 204H25V203H24ZM20 205H21V204H20ZM163 205H164V203H163ZM24 206H25V205H24ZM29 206H30V203H29ZM31 206H32V205H31ZM155 206H156V205H155ZM161 206H162V205H161ZM19 207L21 208L22 206H19ZM19 207H18V208H19ZM22 208H23V207H22ZM22 208H21V212L23 211ZM158 208H159V207H158ZM16 209H17V208H16ZM153 209H154V208H153ZM220 211H221V210H220ZM23 212H24V211H23ZM23 212H22V213H23ZM223 212H225V211H223ZM22 217H23V216H22ZM23 218H24V217H23ZM248 218H249V217H248ZM252 218H253V217H252ZM233 219H235V218H233ZM248 221H249V220H248ZM232 222H233V221H232ZM237 222H238V219H237ZM240 223H241V222H240ZM249 224H251V223H249ZM233 225H234V224H233ZM237 225H238V224H237ZM253 225H254V224H253ZM234 226H235V225H234ZM237 227H239V226H237ZM237 227H235V228L237 229ZM258 229H259V228H257L256 231H257V232H260V231H258ZM261 229H264V228L261 227ZM259 230H260V229H259ZM256 231H255V232H256ZM253 233H254V232H253ZM253 233H252V234H253ZM260 233H262V232H260ZM253 235H254V234H253ZM258 236L260 237L261 235L258 234ZM258 236H257V237H258ZM251 237H253V236H251ZM254 238H255V235H254ZM256 239H257V238H256ZM260 241H261V239H260ZM96 243H97V242H96ZM257 243H258V242H257ZM97 252H98V251H97Z\"/></svg>",
	"mask_w": 264,
	"mask_h": 264
}]
</instances>
